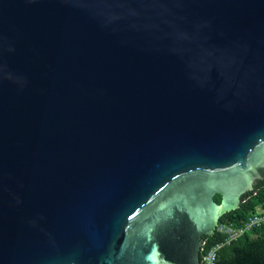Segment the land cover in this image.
<instances>
[{"label": "water", "instance_id": "1", "mask_svg": "<svg viewBox=\"0 0 264 264\" xmlns=\"http://www.w3.org/2000/svg\"><path fill=\"white\" fill-rule=\"evenodd\" d=\"M262 179L264 0H0V264H200Z\"/></svg>", "mask_w": 264, "mask_h": 264}, {"label": "trees", "instance_id": "2", "mask_svg": "<svg viewBox=\"0 0 264 264\" xmlns=\"http://www.w3.org/2000/svg\"><path fill=\"white\" fill-rule=\"evenodd\" d=\"M213 198L216 203H219V195H214ZM256 207L264 208V179L257 180L252 190L241 196L236 209L222 214L218 224L240 226ZM203 239L204 244L199 252V260L214 245L221 244L216 252L214 264H264V225L254 228L229 243H224L225 236L217 231H213L211 235Z\"/></svg>", "mask_w": 264, "mask_h": 264}, {"label": "built area", "instance_id": "3", "mask_svg": "<svg viewBox=\"0 0 264 264\" xmlns=\"http://www.w3.org/2000/svg\"><path fill=\"white\" fill-rule=\"evenodd\" d=\"M264 225V208L256 207L254 212L240 226H232L228 224H218L214 231L225 236L224 243L236 240L237 238L249 233L254 228ZM221 244L214 245L206 254L201 257L200 264H214L216 252Z\"/></svg>", "mask_w": 264, "mask_h": 264}]
</instances>
